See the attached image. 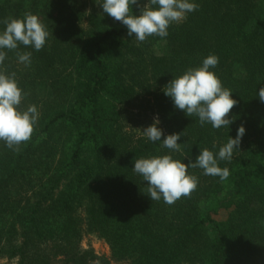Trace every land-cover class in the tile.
<instances>
[{
    "label": "trees",
    "instance_id": "trees-1",
    "mask_svg": "<svg viewBox=\"0 0 264 264\" xmlns=\"http://www.w3.org/2000/svg\"><path fill=\"white\" fill-rule=\"evenodd\" d=\"M196 3L166 38L138 42L96 0H0V30L31 13L50 33L40 51L5 49L0 64L27 93L21 107L40 112L18 152L0 142V264H264V0ZM24 53L30 65L18 62ZM210 54L237 100L219 129L163 91ZM156 115L165 136L181 132L173 155L186 162L245 125L240 149L220 162L228 179L189 168L198 177L189 196L152 201L132 168L169 152L143 134ZM87 237L109 255L85 247Z\"/></svg>",
    "mask_w": 264,
    "mask_h": 264
},
{
    "label": "clouds",
    "instance_id": "clouds-1",
    "mask_svg": "<svg viewBox=\"0 0 264 264\" xmlns=\"http://www.w3.org/2000/svg\"><path fill=\"white\" fill-rule=\"evenodd\" d=\"M103 13L122 23L128 36L138 42L150 36L166 38L173 23L183 22L189 13L198 9L196 0H96ZM133 6L140 8L139 14ZM0 30V64L6 59L7 50H16L19 46L31 47L40 51L50 35L48 26L37 15L26 13L22 17L2 21ZM53 34V33H52ZM18 62L30 65L31 54L18 55ZM219 57L210 54L198 67L187 69L182 75L174 77L163 89L173 105L189 117H198L201 125L211 124L215 129L229 127L233 122L228 115L237 104L231 89L224 87L215 69ZM27 93L20 86L15 73L0 71V142L13 151H19L20 145L31 139L37 125L40 112L35 104L21 107ZM257 96L264 102V87H260ZM159 115L143 129L148 141L161 142L162 148L169 152L162 155H149L134 159L133 171L146 182L147 194L152 201L171 205L181 197H186L196 189L198 177L189 172V168L203 170L205 176L219 177L226 180L230 176L228 167H221L220 162H230L234 151L240 149L246 127L241 126L236 136L229 138L219 151L204 148L195 160L186 157L181 160L173 153L180 152L181 132L164 135L160 127ZM163 137V139H162ZM216 145H213L215 149Z\"/></svg>",
    "mask_w": 264,
    "mask_h": 264
},
{
    "label": "rangeland",
    "instance_id": "rangeland-1",
    "mask_svg": "<svg viewBox=\"0 0 264 264\" xmlns=\"http://www.w3.org/2000/svg\"><path fill=\"white\" fill-rule=\"evenodd\" d=\"M146 121H147V119L144 121V124ZM84 246L85 247L89 246V247L93 248L98 255H109V252H110L109 247L102 240H98V239L93 238V237H87L84 240Z\"/></svg>",
    "mask_w": 264,
    "mask_h": 264
}]
</instances>
